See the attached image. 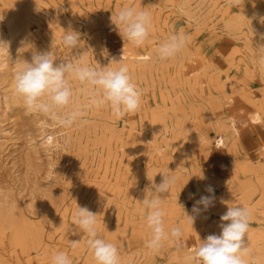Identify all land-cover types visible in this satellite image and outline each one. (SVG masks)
I'll return each instance as SVG.
<instances>
[{"label": "rangeland", "instance_id": "374dc122", "mask_svg": "<svg viewBox=\"0 0 264 264\" xmlns=\"http://www.w3.org/2000/svg\"><path fill=\"white\" fill-rule=\"evenodd\" d=\"M124 6L151 14L141 47L111 23ZM12 10L23 19L10 57H0V264H51L58 251L72 264H96L87 234L73 224L78 206L98 214V236L117 246L121 264H200V240L220 234L229 206H244L251 212L245 260L264 264V0H0V34ZM69 28L84 47L63 46ZM181 32L190 37L183 52L159 60L155 49ZM115 47L114 59L128 65L142 92L135 113L118 120L108 105L88 107L91 91L70 78L87 122L65 127L57 116L27 110L14 93L15 63L36 52L53 50L56 63L83 54L88 65L105 67ZM161 173L177 178L161 194L165 226L182 225L183 235L153 252L141 202L154 194L147 176L159 184ZM206 195L214 206L193 213ZM185 211L196 216L193 227L183 223Z\"/></svg>", "mask_w": 264, "mask_h": 264}, {"label": "clouds", "instance_id": "9594fccd", "mask_svg": "<svg viewBox=\"0 0 264 264\" xmlns=\"http://www.w3.org/2000/svg\"><path fill=\"white\" fill-rule=\"evenodd\" d=\"M110 20L118 29L121 38L135 47L143 46L150 37L151 14L146 8L124 6L112 14ZM189 40L190 37L182 32L173 34L155 49V55L161 61L173 59L183 52ZM61 41L63 46L71 52L84 47L85 43L81 39V34L71 28L64 30ZM9 48L10 42L0 39V57H10ZM260 49L264 50V46ZM82 57L83 54L72 55L56 63L57 57L52 50L36 52L31 62L17 61L15 64H19V67L14 73L15 95L22 99L27 110L57 116L59 122L65 127H70L77 121L87 122L84 119L83 108L73 103L70 78L91 91L88 107L108 105L118 120L139 109L142 92L133 82L130 69L122 59L119 61L113 59L105 67H93L85 63ZM258 63L264 68V52ZM112 64L118 66L111 67ZM70 106L71 110L60 111ZM161 174L163 178L159 184L154 182L155 176L151 178L147 176L152 182L154 191H151L154 194L148 198L150 191L148 190L146 198L141 202L147 210L146 225L150 230L146 248L153 252L159 251L164 242L179 239L183 235L182 225L171 229L165 226L166 211L162 207L161 194L169 193L177 178L174 175ZM207 191L211 193L213 189L209 187ZM214 200V195L201 196L194 203L192 212L198 215L202 211H207L214 206ZM200 205L203 208L199 207ZM97 216L98 214L87 207L78 206L73 217V224L80 232L87 234V244L92 250L96 264H121L117 246L98 236ZM250 218L249 208L229 206L226 213L220 217V234L208 235L205 240H200L198 248L195 249L194 255L200 264H247L245 257L249 253V248L245 238L249 231ZM195 219V215L185 211L184 224L193 227ZM79 243V240L71 241V246L75 248ZM51 264H72V260L64 251H58L52 255Z\"/></svg>", "mask_w": 264, "mask_h": 264}, {"label": "bare ground", "instance_id": "6f19581e", "mask_svg": "<svg viewBox=\"0 0 264 264\" xmlns=\"http://www.w3.org/2000/svg\"><path fill=\"white\" fill-rule=\"evenodd\" d=\"M12 12L13 13L11 15L10 14L7 15V17L9 16V18H8V20L6 19L7 20V23H5V24H8V28H7L8 32L6 31L5 34H2V32H1V34H0V39H2L4 41H7V42H10V40L12 38V35H13V31L16 29V27L19 25V23L23 19V16H21L20 13H18L16 11L14 12L13 10H12ZM20 26H21V24H20ZM115 48H116L115 51H112L111 53L109 51V53H108L110 59H114L115 57L121 55V48L120 47H115ZM122 56H125V55H122ZM257 115H256V113H254V115L251 116V120L257 122L256 121L258 119ZM228 125H229V128L231 129V131L233 132V134H235V135H238L239 134V124H238V120L234 116H231V115L228 116ZM217 144L219 146H224L226 144L225 138H224V136L222 134L217 139ZM3 261H5V260H3Z\"/></svg>", "mask_w": 264, "mask_h": 264}]
</instances>
